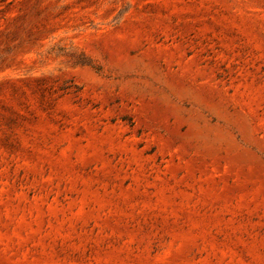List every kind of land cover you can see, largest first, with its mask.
<instances>
[{"label": "rangeland", "instance_id": "374dc122", "mask_svg": "<svg viewBox=\"0 0 264 264\" xmlns=\"http://www.w3.org/2000/svg\"><path fill=\"white\" fill-rule=\"evenodd\" d=\"M0 264H264V0H0Z\"/></svg>", "mask_w": 264, "mask_h": 264}]
</instances>
